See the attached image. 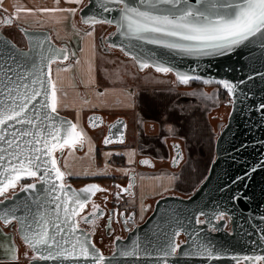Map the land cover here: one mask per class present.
Instances as JSON below:
<instances>
[{
  "label": "water",
  "instance_id": "obj_1",
  "mask_svg": "<svg viewBox=\"0 0 264 264\" xmlns=\"http://www.w3.org/2000/svg\"><path fill=\"white\" fill-rule=\"evenodd\" d=\"M103 2L104 0H86L77 12L81 24L86 25L88 29L93 28L83 23V19L98 13L104 19L113 20L112 24H100L114 28L106 42L119 49L125 57L133 59L139 70L144 69L140 67L141 63H147L148 67L154 71L157 65L162 64L173 68L174 71L170 73L178 83L176 73L180 72L200 77L199 80L190 82L217 85L228 94L230 111L226 123L216 137L215 158L210 164L208 174L187 197L164 195L156 199L146 218L136 225L124 239L116 241L114 250L110 254L102 253L93 242L92 235L84 229L78 227L73 233L70 226L76 222V216L66 218L63 208L59 210L57 221L55 204L61 201H55L54 195H60L62 200L64 197L60 192L54 195L45 193L43 189L48 187L47 185L37 184L35 191L28 192H21L18 189L15 196L0 204V216H3L5 212L11 214L12 210H15L17 217L43 215L49 220L48 227L50 233L53 234L55 228L52 227V221L60 223L67 219V223H62L64 228L62 235L69 240L79 237L81 242L90 249L92 245H95L99 253L105 257L104 264H165V259L162 258L159 250L175 231H179V236L183 235L185 239L178 253L166 258L167 264H237V261L232 259L233 256H264V109L259 108L264 104V47L261 46V40L255 38L251 42L236 47L226 55L184 54L126 35L116 23L120 16L118 10L110 13L100 12L99 5ZM126 2L140 7L141 10H152L147 4L141 5L139 0H126ZM217 2H222V0H217ZM189 3L197 8L201 7L199 0H189ZM107 6L113 9L119 7L113 4ZM168 7L170 6L158 5L157 10H165ZM17 27L26 40L25 47L16 45L0 30V81L4 80V73L9 68L12 69L9 75L14 78L29 74L28 80L25 81L29 83L35 75L44 73L41 76L45 80V89H42V92L50 91L51 89L47 86L49 68L52 77L54 63L68 64L74 59L69 44L56 42L49 28H29L22 24ZM99 41L102 45L101 37ZM61 49L65 51H60ZM65 55L68 56L66 60L63 59ZM204 80L211 82L205 84ZM218 81H228L236 85L234 94L229 95L227 89ZM37 99L44 100L45 97L41 95ZM52 116L54 117L53 123L56 125H60L62 121L75 124L71 117L58 111L52 113ZM117 123L109 125L108 135L115 136V141L121 143V139L124 142L126 121L120 118L117 119ZM75 147L82 149L79 145ZM62 153L59 151V157L56 159L57 166L64 171L60 166ZM3 163L6 165V161ZM56 183L59 184L60 181ZM65 184L69 186L66 191L72 200L75 199L74 194H78L81 199H86L87 203L93 194L89 192L85 195L80 190L96 183L80 187H75L70 183ZM69 207L78 206L70 202ZM201 212L205 213L200 217L205 223L197 224L196 217ZM220 213H224V218L217 221L215 217ZM0 222L3 224L2 221ZM228 223L230 230L225 229ZM14 225H16L17 236L21 238L22 225L13 222V225L5 228L13 230ZM213 228L216 230L212 231ZM179 236L176 237L177 242ZM201 244H209L214 256L220 258L210 259L203 253L200 255L184 254L194 252V246ZM125 252L129 255H124ZM241 263L264 264V261H241ZM32 264H93V261L83 259L36 260Z\"/></svg>",
  "mask_w": 264,
  "mask_h": 264
},
{
  "label": "snow or ice",
  "instance_id": "obj_2",
  "mask_svg": "<svg viewBox=\"0 0 264 264\" xmlns=\"http://www.w3.org/2000/svg\"><path fill=\"white\" fill-rule=\"evenodd\" d=\"M59 3V0H56ZM68 3L79 4L81 0H66ZM141 5L147 4L152 10H141L126 2V0H104L99 5L101 13H110L118 10L120 13L119 20L116 21L118 27L125 31L126 35L136 40H141L149 44L160 45L164 48L176 50L180 53L189 55H226L231 53L236 47L251 42L255 38L261 40V46L264 47V0H199L201 7L197 8L189 0H139ZM108 4L119 6L118 9L108 7ZM158 5H168L165 10H157ZM19 11V9H17ZM32 13V9L26 10ZM40 12H71L73 9L44 8L38 9ZM10 22V21H8ZM83 23L90 26L96 24H112L113 20L104 19L99 13L83 19ZM88 36L92 32L87 33ZM60 51H65L61 49ZM44 59V57H41ZM63 59H68L65 55ZM53 63L55 60L53 59ZM79 63V62H77ZM147 63H141V68H146ZM157 72L170 73L173 68L157 65ZM12 69H7L4 73V80L0 81V204L6 199H11L16 195L17 188L19 191H35L37 184L47 185L43 191L49 195L57 192L63 194L54 195L55 201H61L55 204L57 221L59 220V210L63 208L66 218L79 216L86 205V199H81L78 194L72 200L66 189L69 187L63 181L66 173L57 166V159L54 156L55 151L63 152L65 148L74 150L75 146L81 145L84 139L83 131H77V125L71 122L62 121L60 125L53 123L52 113H57L59 106L57 97V86L50 75V68L47 79V86L51 90L45 89V80L41 78L44 73L35 75L31 82L28 75H20L14 78L9 73ZM176 78L180 84L188 85L190 81L199 80L200 77L176 73ZM204 80L203 83H210ZM227 89L229 95L234 94L236 85L228 81H218ZM39 85V87H35ZM43 95L44 100H38ZM103 95V93H101ZM129 107L134 105L129 104ZM264 109V104L259 106ZM50 109V111H48ZM90 126H97L89 118ZM47 122V123H46ZM20 126V127H17ZM35 129V131H33ZM172 132L173 129L169 128ZM63 133V135H62ZM113 141L105 138L104 143L110 144ZM123 143V140H120ZM179 149V145L174 146ZM6 154V155H4ZM111 155V153L107 154ZM182 159L181 154L177 151L173 158V163H179ZM6 161V165L5 162ZM131 163V161H129ZM142 164H150L145 159ZM54 174V179H53ZM70 175V174H69ZM22 178H35V182L21 185L19 182ZM56 181H60L59 184ZM119 187V185H117ZM131 187V185L129 186ZM11 190V194H9ZM105 191L96 184L88 185L81 189L80 192L87 195L93 191ZM127 189H124L126 191ZM78 207H69V203ZM93 207H98L94 205ZM31 211V209H29ZM122 215V214H121ZM205 213L201 212L196 217L197 224L205 223L200 217ZM217 220L224 218V213L215 217ZM86 222L87 217H81ZM0 221L4 226L13 225L16 222L22 225L23 235L21 239L33 255L29 258L30 264L33 261L41 260H92L93 264H104L105 257L99 253L95 245L91 249L81 242L79 237H73L69 240L62 233L64 228L63 222L52 221V227L55 233H50L49 220L43 215L33 214L31 217L25 215L17 217L15 210L11 214L5 212L0 216ZM127 223V221H125ZM74 233L78 224L73 222L70 226ZM216 229L213 228L212 231ZM21 231V229H17ZM180 235L175 231L160 248V254L165 259L178 253L181 243L176 241ZM60 237V239H57ZM119 239V238H117ZM66 245H68L66 247ZM209 244L195 245L194 252H186L185 255L205 254L210 259H219L214 256L210 250ZM16 249L13 247L11 252V261L18 260ZM124 255H129L125 252ZM27 256V252L25 253ZM233 260L240 264L241 261H264V256H233Z\"/></svg>",
  "mask_w": 264,
  "mask_h": 264
},
{
  "label": "flooded vegetation",
  "instance_id": "obj_3",
  "mask_svg": "<svg viewBox=\"0 0 264 264\" xmlns=\"http://www.w3.org/2000/svg\"><path fill=\"white\" fill-rule=\"evenodd\" d=\"M19 24L22 23L17 21L12 13L10 14L9 11L0 6V30L4 34L8 33L7 31L10 29L19 32L20 35H22L21 37L23 38V42L13 39L9 34L8 36L19 47H25L26 40L17 27ZM25 26L32 28L28 25ZM80 26L84 31H94V34L95 30L96 33L97 31L99 32L97 43L103 52L119 54L126 59H130L125 57L119 49L112 47L106 42V39H108L114 30L113 27L110 28L107 25L99 24L91 29H88L87 26L82 25L81 22ZM100 37L103 43L102 45L99 41ZM72 55L74 56L73 51ZM74 60L75 58L72 62ZM57 64L60 66L67 65V63ZM150 70H152L157 76L167 78V80H169L170 87H172L169 90H165L164 88H161V90L157 89V96L155 97L153 94L149 97L151 98L153 106L159 107L160 104L158 103L161 102L159 97H162L165 91L168 96H171L172 93L176 96L173 97L174 101L167 105L168 108H164V113L168 116V120L165 122V127L162 130H160L161 128L159 125L152 120L144 119L141 125L139 119H137L135 126H132L133 136H130L128 134V127L130 126V118L128 115L124 118L123 115L116 114L115 112H103L97 109L87 114L83 120V124L81 125L83 126L82 129H84L87 136L90 139H95V151L97 152V148H100V157L102 155V150L110 148L120 150V148L126 147L127 145H131V147L135 148V162L131 167L128 165L129 169L125 173L115 174L111 171L112 174H96V176H90L105 177V179L102 180H76V178L82 177L69 175L68 170L63 164L65 155L71 149L65 148L62 153L60 166L66 173L65 183H70L75 187L84 186L89 183H96L101 189L105 190L97 191L86 203L83 211L80 212V215L76 216L78 227L84 229L87 233L92 235L93 242L104 254L112 253L116 241L124 239L128 233L136 225L140 224L148 214L147 211L144 216L139 217L135 208L130 205V198L136 196L140 179L144 175L146 176L147 172H160L166 170L168 171V176L172 181L177 179L182 182L181 187L176 186L173 189L162 192V194H159L156 197L164 195H180L187 197L194 192V190L208 174L210 164L215 158L214 144L216 137L220 129L226 123L230 111L229 96L221 87L217 85H204L197 82H190L188 85L179 84L172 73H159L150 67H146L139 71L144 73ZM138 92L139 94H144L145 98H147L146 93L143 91ZM144 101L145 99H143L142 104ZM138 102L141 103L140 101ZM202 104H204L207 108L199 110L200 115L204 118L202 114L205 113L207 121H205V123H201L202 127H200V129L202 132H200L196 131V121L192 122L190 120L191 115L196 113L195 111L198 110L197 105ZM144 107L145 106L141 105V108ZM62 114H65L74 120L71 115L67 113ZM196 115L197 117L200 116L198 113ZM89 118H93L92 122L97 126H90ZM120 118H123L126 121L123 143L116 142L115 136L108 135L109 125L111 123H117V119ZM190 124H193L194 128ZM169 128H172L173 131L170 132ZM77 129L81 131L78 126ZM146 134L150 138V141L148 142L143 140ZM87 136L84 134L82 149L75 147L74 151L83 152L85 150L86 139L88 138ZM106 137L111 139L113 142L105 144L104 140ZM197 141H199L198 145L196 144ZM175 145H179V149H176L174 147ZM177 151L181 154L182 159L179 163H173V158L176 156ZM114 156L116 155H113L112 157ZM55 157H59V151L55 152ZM145 159L149 160L150 164H142L141 161ZM112 160H114V158H112ZM33 181H35V178H24L20 184L26 185ZM117 185H119V187H117ZM130 185L131 187H129ZM18 189L19 187L17 190ZM124 189L127 190L124 191ZM9 194H11V190ZM146 201L149 204L152 203L151 198L146 199L145 202ZM94 205L98 207H93ZM81 217H87L90 222H86L84 219H81ZM125 221H127V223H125ZM2 226L5 228L3 224ZM15 228L16 225H14V229L11 231H14L16 234ZM225 229L230 230L229 223L226 225ZM15 238L18 248H21L23 262L28 264L29 258L33 255V252L27 248L17 234L15 235ZM184 239L185 237L183 235L179 236L178 243L184 241ZM26 252L27 256H25Z\"/></svg>",
  "mask_w": 264,
  "mask_h": 264
},
{
  "label": "crops",
  "instance_id": "obj_4",
  "mask_svg": "<svg viewBox=\"0 0 264 264\" xmlns=\"http://www.w3.org/2000/svg\"><path fill=\"white\" fill-rule=\"evenodd\" d=\"M16 1L19 6L13 12V16L17 21L31 27L32 23L35 22L44 23L43 27L49 28L52 31L53 37L57 42H67L69 43V45L75 42L74 45L77 48V54L75 58L76 61H74V63L70 65L59 66V68H56L54 70V73L52 75V79L55 81L57 86V97L59 102L57 111L71 115L77 123V126L78 124H80V126L78 127L83 132L84 129H82L83 126L81 127V125L83 124L85 116L95 109L103 112L113 109L117 111L115 112L116 114L123 115L124 118L127 116L128 112L140 111L139 109H141V105H143L142 101L143 99H145L144 94H139V92L133 90V88L127 89L124 86H117L113 88L103 87L97 89L96 67L94 63H92L91 60L89 61L88 58L84 56L82 60H80V53L82 51H80L79 49L81 44L82 49L84 48L87 50L93 49V46L96 45V41H94L93 39L94 31H92L93 33L91 36H88L87 34H85L88 33V31L78 30L74 25V27L67 32L65 28H62L63 21L59 22V20H65L66 18H69L70 21H73V17L69 14V12L61 14L62 12L38 11V9H52L58 8V6H63L60 5V2L64 3L65 0H59V3H57L58 5L53 4L54 2H56V0H36L40 4L35 6H32V0ZM5 4H7V1L0 0L1 7L4 8ZM68 7H66V9H69ZM17 9H19V11ZM27 9L36 11L29 13L26 11ZM47 18L48 20H51L50 23H48ZM53 24L55 26H58L59 24V27L56 28ZM70 47L72 48L73 45H70ZM101 93H103V95H101ZM138 101H140L141 103H139ZM129 104L134 106L129 107ZM190 125L194 128L193 124ZM84 134L85 136H87L85 132ZM131 136L133 135L131 134ZM90 143L95 145V139H90ZM90 152H92V150H90ZM103 153L106 156L110 157L113 155L123 156L126 166H132V164L135 162V148L131 147V145L122 147L120 148V150L111 148L102 150V155ZM109 153H111V155H107ZM129 161H131V163H129ZM168 175V171L166 170L160 172H147L146 177L148 176L149 178L155 179V184L152 185L150 184V182L149 184H147V187L141 191L139 187V191L137 192V194L142 195V199L145 201L146 199H152L158 196L160 193L164 192V190L166 191L169 189H173L174 186L172 185V180ZM149 188L152 189L149 190ZM13 247L17 250L16 255L18 256V260L15 262L11 261V255L13 254L11 252V249ZM0 264H22L14 232L4 228L1 223Z\"/></svg>",
  "mask_w": 264,
  "mask_h": 264
},
{
  "label": "rangeland",
  "instance_id": "obj_5",
  "mask_svg": "<svg viewBox=\"0 0 264 264\" xmlns=\"http://www.w3.org/2000/svg\"><path fill=\"white\" fill-rule=\"evenodd\" d=\"M3 1H7V4H5L4 8L7 11H9L10 14L11 13L13 14L15 9L19 6V4L17 3L16 0H3ZM85 2H86V0H81V2L79 4L68 3V2H66V0L64 1V3L60 2V5H63V6H58V8L66 9V7L69 6L68 7L69 9L75 10L74 14L69 12V14L73 17V21H70L69 18L68 19L66 18L65 19L66 21L64 19L59 20V22L63 21L62 28H65L67 32L70 31V29L73 28L74 25L77 27L78 30H82L80 23L78 21L79 17H78L77 12L80 9V7L83 6V4ZM38 4H40V3H38L36 0H32V6H35ZM53 4L58 5L57 2H54ZM64 5H67V6H64ZM61 14H65V12H62ZM47 21H48V23L51 22V20H48V18H47ZM47 21H45V22H47ZM72 22H73V24H72ZM43 24L44 23H37V22L32 23V28L33 27L44 28ZM55 27L58 28L59 24H58V26H55ZM7 32L8 33H5L7 36L9 34L13 39L23 42V38L21 37L22 35H20L19 32L15 31L13 29H10ZM88 32H92V31H88ZM81 34H84V33H81ZM85 34H87V33H85ZM98 36H99V32L97 31V33H96V30H95V35L93 34V39H94V41H96V45L93 46V49H90V50H87L84 48L82 49V44H81L80 49H79L80 51L83 52V53L82 52L80 53V55H81L80 60H82V58L84 56V57L88 58L89 61L91 60L92 63H94V65L96 67V84L98 87L97 89L103 88V87L113 88V87H117V86H120V87L124 86L127 89L133 88V90H135V91H143L144 93H146V96L148 98V99L145 98V101L143 102V106H145V107L139 109L140 111H138V112L133 111V112H128V114H127L130 118V126L128 127V134L131 136V134L133 133L132 126L133 127L135 126V124H136L135 122L137 119H139L141 125H142V122L144 119L152 120L153 122H156L159 125V127L161 128L160 130H162L165 127V125H164L165 122L168 120V116L164 113V111H165L164 108L167 109L168 108L167 105H169L170 102L174 101L173 97H176V96L173 93H172L173 95L171 94V96H168L166 91H165L163 93V96L159 97V99L161 101L158 103V104H160L159 107L153 106V103L151 102V98H149V97L153 94L156 97L157 93H158V92H156L157 89H160V90H161V88H164L165 90L171 89L172 87H170V85H169V80H167V78L157 76L152 70H150L148 72L141 73L137 69L136 64L133 61V59H126V58L122 57V55L115 54V53L103 52L99 48V45L97 43V37ZM91 39H92V37H91ZM74 44H75V42H73L70 45H73V47H74V48L72 47V49H73L72 51H74V58H76L77 48ZM74 61H76V59ZM74 61L72 63H74ZM72 63H68L67 65H70ZM59 66L60 65H58L57 63H54L52 65V75L54 73V70L56 68H59ZM197 106H198L197 107L198 110L195 111L196 113H193L191 115L190 121H192V122L196 121L195 122L196 131L202 132V130L200 129V127H202L201 123H205V121H207V118H206L205 113H203V114L201 113L204 117V118H202L199 110L205 109L207 107H205L204 104L197 105ZM105 112H117V111L110 109V111H105ZM197 113L200 116L197 117V115H196ZM140 118H141V120H140ZM76 125H77V123H76ZM78 126H80V124H78ZM143 140L148 142V141H150V138L146 134L144 136ZM134 142H136V141H134ZM198 143H199V141H197L196 144L198 145ZM132 144H134V143H132ZM95 147H96V145L90 143V138L88 137L86 139L85 150L83 152H76L74 150H69L67 152V154L65 155V157L63 159V164H64V167L68 170L70 175L77 176V177H85V176L90 177V176H96V174H99V175L109 174V173H111V171L115 174L125 173L129 169L128 166H126V165H118L115 159L112 160V158H113L112 156L111 157L106 156L104 153H103V155H101V157L97 158ZM90 150H92V152H90ZM129 167H131V166H129ZM154 180L155 179H152L149 177L147 178L144 175L143 178L140 179V184H139L140 191L143 190L144 188H146L147 184H149L150 182H151L150 184L154 185L155 184ZM173 181H172V185L174 187H176V186L181 187L182 182H180V180L175 179ZM139 187L137 189V192L139 191ZM150 189H152V188H149V190ZM160 194H162V193H160ZM142 198H143L142 195H139V194H136L135 197L130 198V205L133 208H135V210L139 214V217L144 216L147 211H148V213H149V211L151 212L153 205H154V202L159 197L152 198L151 199L152 203L150 202L151 204L147 203V201L145 202ZM142 212H144V213H142ZM19 250H20L19 254L21 257V261L23 262V260H22L23 258L21 255V248Z\"/></svg>",
  "mask_w": 264,
  "mask_h": 264
},
{
  "label": "trees",
  "instance_id": "obj_6",
  "mask_svg": "<svg viewBox=\"0 0 264 264\" xmlns=\"http://www.w3.org/2000/svg\"><path fill=\"white\" fill-rule=\"evenodd\" d=\"M79 23H80V20L78 19ZM99 153H100V148H97V152H96V157L99 158ZM117 164L118 165H125V162H124V159H123V156H114L113 157ZM102 179H105V177H82V178H76V180H80V181H84V180H102ZM150 213V211H149ZM148 213V214H149ZM23 264H26L25 262H22Z\"/></svg>",
  "mask_w": 264,
  "mask_h": 264
}]
</instances>
